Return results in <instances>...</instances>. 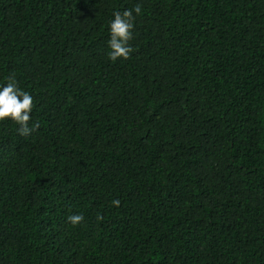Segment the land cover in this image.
<instances>
[{
  "label": "trees",
  "instance_id": "trees-1",
  "mask_svg": "<svg viewBox=\"0 0 264 264\" xmlns=\"http://www.w3.org/2000/svg\"><path fill=\"white\" fill-rule=\"evenodd\" d=\"M13 75L39 128L0 121V264H264V0H0Z\"/></svg>",
  "mask_w": 264,
  "mask_h": 264
},
{
  "label": "clouds",
  "instance_id": "clouds-1",
  "mask_svg": "<svg viewBox=\"0 0 264 264\" xmlns=\"http://www.w3.org/2000/svg\"><path fill=\"white\" fill-rule=\"evenodd\" d=\"M142 11L140 4L135 5L133 9L114 12V19L110 22L108 40V57L115 62L117 59L127 60L134 49L129 44L133 39L134 20L133 12L139 15ZM34 107L33 97L19 88L15 76L7 78L6 85L0 87V121L11 120L19 125V134L22 136L31 135L39 128V124H33L29 127L31 112ZM119 200L112 201L116 207L119 206ZM103 219L101 214H97V220ZM84 220L80 214H73L68 217V221L76 226Z\"/></svg>",
  "mask_w": 264,
  "mask_h": 264
}]
</instances>
